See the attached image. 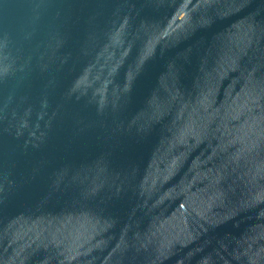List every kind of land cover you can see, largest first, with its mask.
<instances>
[{
  "label": "water",
  "instance_id": "1",
  "mask_svg": "<svg viewBox=\"0 0 264 264\" xmlns=\"http://www.w3.org/2000/svg\"><path fill=\"white\" fill-rule=\"evenodd\" d=\"M0 264H264V0H0Z\"/></svg>",
  "mask_w": 264,
  "mask_h": 264
}]
</instances>
